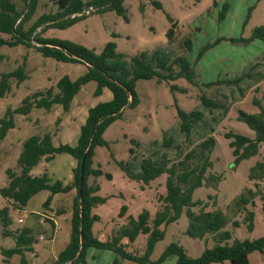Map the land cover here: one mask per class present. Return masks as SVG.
Listing matches in <instances>:
<instances>
[{
    "label": "rangeland",
    "instance_id": "374dc122",
    "mask_svg": "<svg viewBox=\"0 0 264 264\" xmlns=\"http://www.w3.org/2000/svg\"><path fill=\"white\" fill-rule=\"evenodd\" d=\"M13 1L19 10L24 11L22 18L25 17L29 10L26 0ZM106 1L105 6H92L94 10L83 13L85 17L69 27H37L31 36L33 39L28 41L29 45H4L0 48V80L1 73L15 70L24 62L29 75L21 83H17L16 79L11 80V90L0 97V119L5 116L8 108H18L26 96L50 87L57 90L56 84L61 77L68 75L75 80L87 71L84 63L62 62L45 56L39 49L43 44L36 37L68 40L97 53L103 52L106 45L113 41L117 53L125 55L128 60L134 55L158 48L166 50L173 47L181 54L185 40L189 38L192 41L191 47L187 49L185 46V49L197 73L196 83L186 77L174 81L155 77L137 80L136 104L126 106L121 116L106 128L103 138L108 145L95 147L93 166L100 167L104 173L100 176L91 175L89 183H99L101 189L98 194L109 196L107 202L95 207L94 211L101 215V220L94 225L95 233L101 239L112 236L117 224L125 221L124 217L119 216L123 205H127V214L135 217L143 210L155 215L162 207L160 197L166 192L168 174H162L146 184L130 178L120 166L122 162L135 172L141 170L143 158L148 157L156 163L168 159L171 165L183 160L208 137L215 136L216 145L199 153L193 165H201L208 157L212 166L208 168L207 174H221L222 178L197 188L194 199H203L208 203L209 210H221L229 216L231 221L226 229L233 233L229 241L231 244L236 239L253 240L264 236V177H249L253 166L257 167V174H264V168L257 165L264 161V143L261 144L259 154L234 164L233 149L225 136L231 131L254 136L255 132L249 124L238 119L240 110L259 112V106L254 103L255 98L264 105V39L252 37L255 29L264 25V0H121L125 14L108 7L116 0ZM57 11L55 0H39L34 11L22 21L24 29L29 30L43 14H55ZM172 27L175 39L170 43L168 33ZM0 36L11 37L6 33H0ZM96 88V81L83 85L69 111H65L61 104H56L52 111L35 107L28 116L15 114V127L0 141V190L8 183L6 170H19L17 160L23 142L29 136L49 132L53 135L55 145L74 143V136L85 122L89 108L112 98L113 94L108 88L104 89L102 95H95ZM202 94L213 99L217 105H206L200 98ZM194 111L202 113L203 118L192 124L188 136L181 129V112L190 114ZM168 139H172V142L165 145ZM71 159L74 157L68 153L57 154L56 160L49 165L50 171L56 173L53 181L64 177L66 170V175L70 176L71 165L75 166L74 169L78 165L76 159ZM48 163L43 159L39 172L43 169L46 171ZM108 173L112 178L107 176ZM72 176L69 183H63L72 184L75 180L74 172ZM256 183H259V187ZM258 188L261 192L253 197L254 205L252 202L236 205V201L250 198V192L256 193ZM77 192V188H74L72 195H53L50 204L44 205L50 196V192L44 190L27 204L28 210L46 214L48 222H52L50 214L53 210L46 208L51 207L55 212L60 209L61 212L56 215L58 238L54 241L47 239L46 230L41 227L42 221L37 223L28 210L25 212L17 209L10 199L0 194V209L6 206L10 208L7 218L11 221L4 228L0 218V264H20L19 254L7 256L3 249L16 246L15 238L7 235L6 231L21 232L26 226L34 227L36 238L32 245L36 255L30 257L31 252H26L27 258H32L29 264L51 263L55 259L54 255L70 241ZM194 210L198 211L199 206ZM249 210L255 213L252 230L248 229L246 221ZM41 214L38 216L41 217ZM20 218L24 221L21 222ZM234 220L240 221L241 225L233 227ZM188 224L189 219L184 212L177 222L167 225L166 235L156 244L151 259H158L174 241L183 245L192 258L201 256L207 247L215 246L212 234L204 239L188 235ZM146 241V236L140 235L128 249L142 253ZM249 260L250 264H264V252H250ZM177 261V255H171L161 264H177ZM85 264L139 263L113 250L91 246L87 249ZM224 264L231 263L226 261Z\"/></svg>",
    "mask_w": 264,
    "mask_h": 264
},
{
    "label": "trees",
    "instance_id": "16d2710c",
    "mask_svg": "<svg viewBox=\"0 0 264 264\" xmlns=\"http://www.w3.org/2000/svg\"><path fill=\"white\" fill-rule=\"evenodd\" d=\"M38 1L26 0V5L29 8L26 16L34 11ZM55 3L58 5V11L55 14H43L29 30H25L22 22L26 18V16L22 18L24 11L19 10L13 0H0V33L11 35L10 38L0 36V48L4 45H29L28 41L33 39L31 36L37 27L43 25L47 27H69L85 17L84 14L76 16L74 14L83 12L94 5L105 6L107 1L55 0ZM108 7L116 8L120 14H125L121 0H116ZM168 36L170 43H173L175 39L174 27L170 29ZM252 37L264 39V25L257 27ZM36 39L43 44L39 49L45 56L62 62L84 63L87 65V71L75 80L65 75L57 82V90L50 87L45 91H37L26 96L18 108H8L5 116L0 119V141L7 137L10 129L15 127L16 113L28 116L35 107L52 111L56 104H61L65 111H69L74 97L82 86L90 81L97 82L95 95H102L105 88L111 90L113 94L111 99L101 101L89 108L75 145L70 143L55 145L53 135L49 132L33 134L23 142V149L17 160L19 170L13 168L6 170L8 183L1 188L0 194L5 199H10L16 208L26 206L32 197L44 190L50 192V196L44 205H49L53 195L57 193H68L74 188L78 190L74 198L72 233L69 244L49 264H85L87 249L91 246L113 250L124 258L134 260L139 264H161L171 255H177V264H210L212 262L224 264L226 261H230L231 264H250V252L255 250L264 252V236L253 240L236 239L231 244L229 241L232 239L233 233L226 229L227 224L231 221L229 216L221 210H209L208 203L203 199H194L197 188L208 186L222 178L221 174L213 172L207 174L208 168L212 166L208 157L201 165H193V160L198 157L199 153L206 149L210 150L216 145L215 136L208 137L197 148L191 150L183 160L171 165L168 159L156 163L148 157L143 158L141 170L135 172L130 166L122 162L120 166L130 178L143 181L146 184L154 181L162 174H168L166 192L160 197L162 207L155 215L143 210L135 217L127 214V205H123L119 216L124 217L125 221L123 224H117L116 228L113 229V235L101 239L95 233L94 225L101 220V215L94 211L95 207L107 202L109 198V196L98 194L101 189L99 183H89L91 175L100 176L104 173L100 167L94 168L93 166L95 147L108 145V142L103 138L106 128L121 116L126 106L136 104L135 85L137 80L155 77L159 80L174 81L186 77L190 82L196 83L197 73L186 55V50L191 47L192 42L189 38L185 40L187 49L184 46L181 54L173 47L166 50L158 48L152 52L134 55L130 60L126 59L125 55L117 53L116 43L113 41L106 45L103 52L97 53L93 49H88L81 44L68 40L45 39L40 36ZM27 78L29 75L26 72L25 62L15 70L1 73L0 97H4L11 90L12 79L21 83ZM256 89L258 90V87ZM200 98L208 106L217 105L213 99L205 94H202ZM254 103L259 106L260 111L249 113L240 110L238 119L247 122L254 130L255 135L234 131L225 134L233 149L234 164H239L244 159L259 154L261 144L264 143V105L258 98L254 99ZM181 118V129L189 136L192 124L201 120L203 114L198 111L190 114L181 112ZM171 142L172 139H168L165 145H170ZM86 151L84 187L80 197L81 161ZM60 153H68L78 161V165L74 169L75 180L72 184H64L61 180L53 181L48 171L39 175L31 173L43 159L50 162ZM257 165L264 168V161L258 162ZM256 169V166L251 168L249 177L251 179L264 177V174H257ZM107 176L112 178L110 173ZM256 184L259 187V183ZM259 192H261L259 188L256 193L251 191L250 198H241L235 202L236 205L250 202L254 205L253 197ZM198 206L199 210L195 211L194 208ZM9 210L8 206L0 209V218L4 228L11 222L7 218ZM184 212L189 219L186 233L193 238L200 239L212 234L216 241L215 246L213 248L207 247L201 256L192 258L183 245L174 241L165 248L158 259L152 260L151 255L156 244L166 235L167 225L177 222ZM254 214L253 210H249L246 216L249 230L253 228ZM232 224L233 227H239L241 222L234 220ZM6 232L7 235L15 238L16 246L3 249V253L7 256L19 254L21 257L20 264H29L26 252L33 251L32 245L35 240L31 229L25 227L21 232L12 230ZM140 235H145L147 238L143 252L140 253L135 249L129 250V246H132ZM81 244L82 251L79 253Z\"/></svg>",
    "mask_w": 264,
    "mask_h": 264
},
{
    "label": "crops",
    "instance_id": "0c3cea01",
    "mask_svg": "<svg viewBox=\"0 0 264 264\" xmlns=\"http://www.w3.org/2000/svg\"><path fill=\"white\" fill-rule=\"evenodd\" d=\"M104 92H105V90H104ZM82 125V124H81ZM81 125L79 126V129H78V132L76 133V135L74 136V138H75V140H74V143H72L73 145H75L76 143H77V141H78V138H79V135H80V128H81ZM5 141V140H4ZM3 143V142H2ZM62 143H65V142H62ZM68 143V142H67ZM23 149V148H22ZM21 153V152H20ZM20 155V154H19ZM57 157V156H56ZM56 157H55V159H53L52 161H50L49 163H48V165H47V167H45L46 168V171H48V173L50 174V176H51V178L53 179V177H54V174H56L54 171H50V169H49V167L51 166V164H53V162L56 160ZM71 160H75V158L74 159H71ZM42 163V161L40 162V164ZM39 164V165H40ZM36 166V167H34V169L32 170V174L33 175H39V174H42L43 172H44V169L43 170H41L40 172H39V167L40 166ZM50 165V166H49ZM75 167V166H74ZM74 167L71 165V169L69 170V172H70V176H67L66 175V172H67V170L65 171V173H64V177H61V178H59L60 180H62L64 183H69L70 182V178H73V176H72V174H73V172H74ZM72 193H73V190L72 191H70V192H68V195H72ZM57 194H59V193H57ZM57 194H55L54 196H56ZM54 198V197H53ZM28 205H26V206H24V207H21V208H17V209H20L21 211H27L28 210V207H27ZM73 207H74V205H73ZM49 209H51V210H53V212H52V214H50L51 215V217H50V219L52 220V222H48V221H46V218L48 217L46 214H41L39 211H35V210H28V212H30L34 217L32 218L33 220H35L37 223L38 222H41L42 221V223H41V227H43L45 230H46V235H47V239L48 240H50V241H54L55 239H57L58 238V235H57V233H58V227H59V225H58V221H57V219H56V215L57 214H59L61 211H60V209H59V211L57 210V212H55L54 211V209H52L51 207H48V208H46V210H49ZM61 210H63V209H61ZM9 213H10V210H9ZM39 214H41V217H39L38 215ZM20 219H22V221L21 222H23L24 220H23V218H20ZM49 224H51L50 226H51V228H50V226H49ZM27 228H29V229H31V231H32V236L35 238V236H34V234H33V230H34V227L33 226H26ZM43 236L41 235V237L40 238H42ZM69 237H70V235H69ZM36 239V238H35ZM68 244H69V242H68ZM67 244V245H68ZM66 245V246H67ZM58 253L59 252H57V254H55L54 255V257L55 258H57V255H58ZM34 255H36V253H35V250H33L31 253H30V257H32V256H34ZM30 259H32V258H28V260L30 261ZM38 259H39V257H38ZM17 262V261H16ZM19 262H20V259H19ZM18 264V263H17Z\"/></svg>",
    "mask_w": 264,
    "mask_h": 264
},
{
    "label": "water",
    "instance_id": "95a60500",
    "mask_svg": "<svg viewBox=\"0 0 264 264\" xmlns=\"http://www.w3.org/2000/svg\"><path fill=\"white\" fill-rule=\"evenodd\" d=\"M85 11L77 13V14H83ZM88 151V150H87ZM87 151L85 152L82 161H81V175H80V185H79V196H82V190L84 187V171H85V165H86V156H87ZM82 251V244L80 245V250L79 253ZM78 253V255H79Z\"/></svg>",
    "mask_w": 264,
    "mask_h": 264
},
{
    "label": "built area",
    "instance_id": "2783aa9c",
    "mask_svg": "<svg viewBox=\"0 0 264 264\" xmlns=\"http://www.w3.org/2000/svg\"><path fill=\"white\" fill-rule=\"evenodd\" d=\"M92 10H94V8L91 6L90 8L86 9L84 13H90ZM76 15H82V14H74V16ZM20 221H22V219H20Z\"/></svg>",
    "mask_w": 264,
    "mask_h": 264
}]
</instances>
